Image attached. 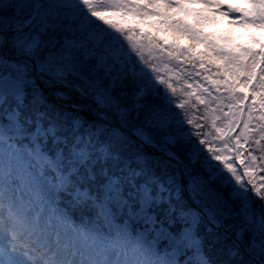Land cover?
<instances>
[{
  "label": "snow or ice",
  "instance_id": "6c2138e0",
  "mask_svg": "<svg viewBox=\"0 0 264 264\" xmlns=\"http://www.w3.org/2000/svg\"><path fill=\"white\" fill-rule=\"evenodd\" d=\"M253 4L264 26V0ZM140 7L0 8V264H264V184L201 132L173 130L176 89L107 14Z\"/></svg>",
  "mask_w": 264,
  "mask_h": 264
},
{
  "label": "trees",
  "instance_id": "16d2710c",
  "mask_svg": "<svg viewBox=\"0 0 264 264\" xmlns=\"http://www.w3.org/2000/svg\"><path fill=\"white\" fill-rule=\"evenodd\" d=\"M9 3H12V0H9L8 4ZM144 11L147 12H144L145 14L142 17L143 23L150 24L148 25L150 26L149 31L147 32L148 34L146 35V37L148 38L152 37L151 33L154 32L153 30H156V25L150 21L154 13L147 9H145ZM112 21L118 23L121 26L120 19L112 17ZM167 32L169 34V38L173 40L167 48H169L170 52H175V54L183 60L184 65L183 72H175L172 73V75H162L164 80L171 84L172 88L176 89V92L173 94L176 102H183L184 104L183 109L177 108L175 104H172L170 106L173 116L176 117V121L173 123V130L177 131L182 129L181 134H183L184 132H188L189 129L199 131L202 133V139H206L207 141H209L212 147L220 150V154L226 156V151L224 152L223 146L217 143H213L211 140L214 132L216 130H219V127H221L222 124L221 116L224 114H220L218 111L221 104L217 100L214 105L212 100L206 98V94L203 95V98H199L197 96L198 92L195 93L194 91L197 89L196 81L203 79L204 75L207 74L214 78V89L222 90L221 96L223 99L220 100L222 103H227L232 100H240L243 93L242 90H238L235 85L233 86V88L231 86L237 80V74L232 68L234 60L228 58V55L226 56L225 52H223L222 50L219 51L213 45H205L204 51L201 52L198 56L193 55L190 48L177 50L178 46L175 45L177 39H182L186 42L190 41V43H193L191 41L195 37L192 36L190 38L191 33H189L188 28L180 25L169 26ZM154 36H157V34H154ZM161 41L162 40L157 37L156 42L160 43ZM188 47H190L189 44ZM221 53H223V55ZM143 57L147 59L144 55ZM200 66L201 69L199 68ZM155 67L156 69H158L159 64H157ZM226 76H228L230 83L228 81L226 82V80L224 79V77ZM156 96L157 94L153 92V98H155ZM128 102L132 103L131 95L128 98ZM163 102L167 103L166 100ZM184 112L187 113L188 119L192 121V124L189 125L185 122L179 124L178 127L179 121L183 120ZM218 117L220 119L216 120V118ZM245 122H247L248 124V131L246 133L247 136H249V146L250 149L251 147L253 149L252 155L256 157V160L254 162L248 159V161L244 163L245 169L253 173L252 177L247 178L253 179L257 185L264 184V171L258 172L256 170V168H264V151L261 150L264 149V74L254 91V97L251 100L247 117L243 122V128ZM243 128L241 129V131L243 130ZM205 133L206 135H203ZM256 141H259V146L256 145ZM185 142L187 143V141ZM189 157L190 152L180 153V160H182L184 165L187 166L189 170H191V168L193 167V162ZM202 158V156L199 157V159ZM224 191L226 194L231 191V185L225 186Z\"/></svg>",
  "mask_w": 264,
  "mask_h": 264
},
{
  "label": "rangeland",
  "instance_id": "374dc122",
  "mask_svg": "<svg viewBox=\"0 0 264 264\" xmlns=\"http://www.w3.org/2000/svg\"><path fill=\"white\" fill-rule=\"evenodd\" d=\"M8 1L9 0H1L0 7L7 5ZM142 1L147 2L151 6L156 5V8L158 9L157 15L159 16L158 17L159 21L164 22L165 24L171 22V23H182L186 25H191L193 27V28L191 27L192 32H200L201 34L206 35L207 37L211 38V41L215 45L222 43L224 51L228 52L229 56L235 58V61L237 62L236 64H232V65L235 67L236 71L239 70L240 72L239 74H241L240 76L238 75V79H243L242 73L245 70L247 72L246 75L244 76V79H247L248 77L247 73L249 74L251 65L257 59V57L255 59L252 58L250 64H247L248 61H246L245 57L249 54V51H252L253 53L258 50L260 54H264V26L257 23H253L252 21V17L258 15V11L253 4V0L246 1L248 7L243 11L240 10V8L237 5L235 6L236 0H129L130 3L136 5L138 3L139 4L142 3ZM234 9L235 11L233 12ZM230 10L232 13H230ZM108 11L112 13L110 14L111 17L115 16L114 14L119 15L118 12L119 10H108ZM122 11H120L119 16L125 23H128L131 19L134 18L131 16L134 15V12L137 11V8L132 9L131 11H129V13H124ZM137 12H139V10ZM235 17H241L242 20L240 22H237L235 21ZM133 40L140 44V48L143 51L144 50L142 49L143 41L134 38ZM252 41H254V44H256L255 47L252 46L251 44ZM147 49H149L150 52H152L154 47L148 44ZM155 50L157 49L155 48ZM146 52L149 53L148 50H146ZM149 57L153 58L155 57V55L151 53L149 54ZM156 58L157 60L159 59L158 56ZM260 68H261L260 75H262L264 73L263 72L264 65ZM212 82L214 81L211 78L206 77L203 82L205 84L200 85L198 91L202 93L206 91L208 92L209 96H212L211 94V89L213 88L212 87L213 84H211ZM257 82H255L250 88V91L252 93L249 96L248 105L253 98V93L256 88ZM236 85H237L236 88H238V90L244 89L243 83L241 87H239V81L236 83ZM76 95L79 97L78 94ZM214 99L222 100L223 98L217 93V95L214 96ZM88 101H91V99L90 100L85 99V101L81 102L80 105L82 107V111H86V114L83 113V115L89 117L90 120V118L93 117L94 115H90L89 113L92 112L87 110V107L89 106L87 105ZM54 102L63 103L55 99ZM239 104L240 101L235 102L232 100L221 106L225 111V120H224L225 123L221 127L220 133L219 134L218 132L216 133L217 137L220 138L222 134L228 133L231 129H235L237 124L238 112H239ZM248 111H249V106L247 107V112ZM233 131L234 130H231L230 136L224 135L223 140H221L224 143L227 142L228 149H229V144H231L232 142L231 138L233 135ZM234 140H235V136H234ZM246 141L247 140L245 139V137L241 138L240 144L242 147L240 149H236V154L237 151L240 152V155L243 153L244 148L246 147L245 146ZM231 155L232 154L230 153V156Z\"/></svg>",
  "mask_w": 264,
  "mask_h": 264
},
{
  "label": "water",
  "instance_id": "95a60500",
  "mask_svg": "<svg viewBox=\"0 0 264 264\" xmlns=\"http://www.w3.org/2000/svg\"><path fill=\"white\" fill-rule=\"evenodd\" d=\"M72 95H73V98L76 99L77 102H78L79 104H81V102H84V101H85L84 98H80V97H78L76 94L74 95V93H73ZM88 100H90V99H88ZM89 102L93 104L92 108H93V110H95V112H96L97 110H96V106H95V104H94L92 101H89ZM80 113H81V112H80ZM95 114H96V113H95ZM95 114H94V116L91 117L90 119H94V118H95ZM174 163H175V161H174ZM179 167H180L181 169H183V165H182V163H181L180 161H179Z\"/></svg>",
  "mask_w": 264,
  "mask_h": 264
}]
</instances>
